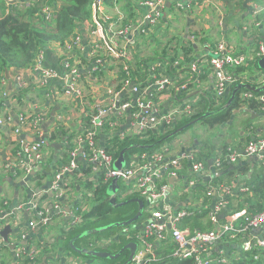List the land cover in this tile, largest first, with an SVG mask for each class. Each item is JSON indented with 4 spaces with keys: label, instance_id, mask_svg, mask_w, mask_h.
I'll use <instances>...</instances> for the list:
<instances>
[{
    "label": "crops",
    "instance_id": "crops-1",
    "mask_svg": "<svg viewBox=\"0 0 264 264\" xmlns=\"http://www.w3.org/2000/svg\"><path fill=\"white\" fill-rule=\"evenodd\" d=\"M126 3V0H122V3L107 9L106 12L113 18L122 15L126 23L141 16L142 9L126 11L124 5ZM255 6L260 9L258 15L253 14L252 9ZM127 9L130 8L127 7ZM88 26L89 24H85L75 31L74 35L79 38L81 49L74 52L77 58L70 60L79 73L76 84L78 94L74 93L70 98L65 96V85L60 80L40 81L38 75L31 69L9 71L7 79L4 74V93L0 94V101L3 100L0 108V211L2 213H11L29 202L32 193L38 188L37 185L41 189L47 187L56 169L67 163V139L79 134L78 130L82 131V122L90 120L91 124V118L95 117L99 110L106 108L109 100L107 86L115 91L121 88L122 72L119 64L111 63L106 51L99 53L96 57L90 56L89 39L91 35ZM221 41L228 44L235 56L244 57L245 63L248 62L250 65L248 67L247 64L243 65L247 69L238 76L245 79V82L241 81V84L253 86L251 82L260 83L257 79L262 78V83L254 86L261 87L264 82V72L251 63L256 57L258 42H264V0L166 1L158 23L149 29L148 36H136L137 46L132 54L134 61L131 62L140 83L143 87L148 86L147 89L143 88L145 89L144 99L154 109L155 113L153 110L150 111L152 114L159 117L169 108L184 102L199 104L200 110L201 107L205 108L210 105L209 101L214 99V82L208 61ZM43 51L45 63L57 71L59 78H69L62 66L67 53L65 48L52 44ZM155 65L157 67L153 72L147 70L148 66ZM140 68L146 69V77ZM153 78L168 79L169 83L160 90L156 83H153ZM17 81L24 84L21 90L17 87ZM232 91L233 86L226 90L224 100L215 102L212 109L228 101ZM245 94L248 93L240 90L238 99L235 100L236 97L233 99L235 106L225 114L227 115L226 122L214 123L215 113L207 117L212 122V124L208 122L209 127H213L209 130L207 126L198 131L196 139L184 136L183 131L162 145L159 144L160 146L155 149L154 154L163 156L160 163L156 164L157 168L171 160L179 161L178 167L171 168V171L175 173L174 176L161 170V182L167 186L165 198L173 213L183 210L194 216L200 214L220 200L227 190L231 191V194L226 213L220 215V218L224 219L221 224L232 222L238 227L242 224V216L249 213L247 211L254 212L263 207L264 154L260 157L242 158L236 164L225 163L218 171H214L211 166L207 165V169L200 176H194L191 173L190 162L181 158L182 154L192 153L194 159L207 163L223 155L226 150L234 149L243 154L248 140L264 138V109L249 106L248 100L253 97L251 93L248 97H245ZM254 100L263 102L260 97H254ZM207 110L205 108L203 112ZM234 110H239L240 113L235 115L232 113ZM33 116H38L40 122L39 137L31 133L26 122L21 121V117L27 121ZM114 117L116 118L114 112L105 115L104 124L96 128L99 136L98 143L101 146L110 136L125 139L133 137L136 133V125L131 123L129 114H126L119 124L110 122ZM185 121L186 119L178 120L176 126ZM107 122H110L108 124L109 134L107 131L103 133ZM15 130L18 134H14ZM101 133L106 135L101 136ZM212 133L214 137L208 140L207 137ZM45 136L46 138L43 139ZM35 139H40L44 144V160L41 169H38L37 174L32 178L30 174L21 176V172L13 166L14 150L18 141L32 143ZM80 154L81 152L77 159L78 170L63 177L61 197L57 201L59 210H52L49 225L43 232L30 238V246L36 249L38 264L94 263L85 256H82L84 260L76 258L75 253L64 246L67 240L66 234L69 232L68 223L71 213L77 206L82 208L83 213H87L95 206L93 203L94 190L102 175L93 169L87 173V163ZM137 157L139 161H142L141 156ZM47 168H50V172L43 175L42 173ZM204 178L210 179L204 181ZM132 181V179L118 181L117 202L132 196L129 195ZM88 184L91 186H87ZM255 184L258 188L253 191ZM207 192H210V197L206 196ZM144 202L143 219L132 228L122 230L123 234L128 232L131 235H137L141 232L144 222L150 220V203L146 200ZM19 218L22 222H19L20 228L23 229L29 218L28 212H21ZM195 220L199 221L202 227H210L206 216ZM187 224L190 225L189 222ZM10 227L12 233L8 236V244L4 242L5 245L0 247V264H15L13 252L18 248V244L24 242L18 243L17 239H12L13 234L19 229H14V226ZM256 236L262 237V229L244 230L234 240L214 244L209 249L207 257L215 258L220 255L227 259L232 256L237 257L240 254L241 239ZM0 238L3 240L1 236ZM168 238L167 242H162L163 239L156 241L150 238V244L154 243V250L161 257L168 253L170 255L172 251L171 246L168 247V243L170 245L172 240L169 236ZM119 240L120 236L115 235L110 240L98 244H103L102 247L105 248L110 243L119 244ZM82 244L86 246V240ZM11 246L17 248L14 250ZM79 249L87 250L85 247ZM128 255L129 252L125 257Z\"/></svg>",
    "mask_w": 264,
    "mask_h": 264
},
{
    "label": "built area",
    "instance_id": "built-area-1",
    "mask_svg": "<svg viewBox=\"0 0 264 264\" xmlns=\"http://www.w3.org/2000/svg\"><path fill=\"white\" fill-rule=\"evenodd\" d=\"M166 1L167 0H151L139 2L138 5L143 10L139 22L132 26L129 25L120 28L117 27V24L121 19H118L119 22L115 21V18L105 12L101 7L100 0H96L92 4V24L88 26L91 35L89 39L90 56L96 57L99 53L106 51L111 63L119 64L123 76L120 81L121 88L115 91L107 86L106 91L109 95L108 104L105 109L99 110L97 115L91 118V126L94 128L85 130L83 138H76L73 142V147L68 153L71 157V161L56 169L45 189L36 188L34 190L32 198L27 203L28 207L23 208L24 206H21L11 213H2V211H0V230L7 225L12 226L17 222L19 215L16 211L28 212L29 218L25 225L26 228L23 227L22 229L19 225V231L17 230L16 232L18 243L22 241L27 243L29 238L35 236L37 233L43 232L49 225L51 221V211L59 210L57 201L61 197L63 177L68 173L78 170L77 159L79 152H81L80 156L85 159V162L87 161L92 166L91 169L102 174L106 182L115 177H119V179L125 181L134 178L131 183L129 195L137 193L150 203L151 217L150 220L144 222L140 230L141 232L135 235L138 242V249L131 264H157V258L154 254V243L150 244L151 242H149V239L153 238L159 241L164 238L165 234L169 235L174 243V250L170 254V257L176 260L192 259L194 264L225 263L228 259L223 255L215 258L207 257V254L210 252L209 249L214 244L222 242L226 237L230 240H234L247 229H262V237L242 238L239 248L240 254L252 250L264 251V210L255 216H246L244 218L245 226L240 229L235 228L232 222L219 223L218 219L222 209L228 204L226 199L231 194V191L229 192L227 190L220 200L215 202L210 208H206L209 209L208 217L210 222L217 229L205 232L200 230L191 232L187 229L180 230L178 224L188 213L183 210L175 213L171 211L170 206L163 201L167 186L161 182V170L167 172L168 175L174 176L175 173L171 171V168L178 167L179 161L171 160L157 168L156 164L160 163L163 156H161V154L143 153L130 156L126 166L120 171H115L112 167L114 162L112 156L105 152L103 145L102 148L96 145V128L102 123L103 117L109 115L111 112H114L117 119H123L126 112H129L131 123L136 125L137 134V132L141 133L146 130H155L158 127L169 129L175 122H173L174 118H180L181 116L188 117L192 115L195 109L194 103L184 102L173 108H169L164 115L157 117L150 112L151 110L154 111L151 104L144 99L145 89H147L148 86L143 87L138 78H131L133 66L129 57H131L130 50L135 44L136 36L145 35L151 27L158 23V19L165 8ZM199 1L210 2L212 0ZM252 10L254 15L260 13V9L257 6ZM114 29L116 30L114 31ZM78 49H81L80 40L76 36L67 46V50L74 54ZM257 56H264V42L262 41L258 43ZM76 58L77 56L74 54L72 59ZM35 62L32 71L38 75L40 81L60 80L61 83L65 85V96L69 98L72 97L74 93H79L76 85L79 79V73L72 62L67 60L62 63L66 75H68L69 78H59L57 71L45 63L44 51L38 52ZM245 62L246 59L244 57L235 56L232 53L226 42L221 41L217 44L212 57L209 58L208 61L214 82V95L217 100L222 99L226 90L237 81V76L231 72V69L242 67ZM156 67L157 65L148 66L147 70L153 72ZM153 80V83H156L160 90L169 83L168 79L158 80L153 78ZM257 80L260 83L263 81L262 78H258ZM17 87L21 90L24 84L21 81H17ZM123 95L125 97L122 98L121 96ZM245 97H248V94H245ZM131 110L134 112L131 113ZM21 121H32L33 127H35L39 119L38 116H33L26 121L21 117ZM33 134H36L37 137L40 136V132L38 131H33ZM84 146L87 148L93 146V148H95L93 151L92 148H88L90 153L88 157H86V153L82 151ZM43 147L44 144L40 139L32 143L21 142L12 156L13 166L25 175H29L33 171H36L44 160ZM263 152L264 138L248 141L243 149V154L234 149L226 150L223 155H219L211 161V167L214 171H218L225 163L236 164L245 157H260L264 154ZM137 156H141L142 161H139ZM181 158L190 162L191 173L194 176L201 175L207 169V163L196 162L192 153L182 154ZM207 196H211L210 192H207ZM77 207L78 209L75 208L70 215L68 223L69 229L79 222L81 223L82 208L80 206ZM0 244L2 246L5 245L1 238ZM33 254L34 252L28 248H17L13 252L15 264H25L26 260H31L33 258Z\"/></svg>",
    "mask_w": 264,
    "mask_h": 264
},
{
    "label": "trees",
    "instance_id": "trees-1",
    "mask_svg": "<svg viewBox=\"0 0 264 264\" xmlns=\"http://www.w3.org/2000/svg\"><path fill=\"white\" fill-rule=\"evenodd\" d=\"M96 0H0V94L2 95L3 92V83H4V74L5 72L9 71H20V70H32V67L35 65L36 56L39 51H42L49 47L50 45L58 44L62 48H65L66 55L64 56L63 61H70L74 54H69V50H67V46L75 39L76 35L75 31L78 28L83 27L85 24H92V4ZM143 1H151V0H126L125 10H131V9H142L138 3ZM101 7L106 12L107 9L114 8L119 3H122V0H100ZM130 8V9H127ZM123 9V7H121ZM143 11V10H142ZM143 13V12H142ZM140 13V15H142ZM141 17V16H140ZM134 19L132 22L126 23L123 19V16L116 17L114 20L118 21L120 18L123 25H121V21L119 22L122 27L129 26V25H135L139 22V18ZM133 18V17H132ZM131 18V19H132ZM148 36V32L145 34ZM263 42V41H262ZM259 43V42H258ZM258 52V47H257ZM68 54V55H67ZM264 56H257L253 60V66L257 68L258 61L263 58ZM247 67L250 66L247 63ZM247 69L245 66L243 67H237L231 69V72L237 76V81L233 85V89L236 85L241 84V81L243 83L245 82V79H241L238 76L242 74V72ZM250 69V68H248ZM142 71V74L145 75L144 68H140ZM136 71L133 69L131 72V78H137ZM123 77V76H122ZM121 77V78H122ZM140 81V79L138 78ZM253 86H258L261 83H254L251 82ZM242 92V90H241ZM247 92V91H246ZM239 92L235 95V100L238 99ZM249 93V92H247ZM252 97L249 102V106L253 108H260L264 109V91L258 92V93H251ZM182 97H185V94L183 93ZM254 97H260L263 99V102H257L254 100ZM215 99V100H214ZM214 99H211L209 101L210 105L205 107L209 111H217L222 106L226 104L227 101H224L222 105L215 106L214 109H212V106L215 102L223 101L224 98L217 100L214 95ZM229 99V98H228ZM125 100V99H124ZM234 100V101H235ZM3 100L0 101V108L3 105ZM235 106V103H231L230 107L223 111H218L216 113V118L213 120L214 123H223L226 122V117L228 110ZM237 107V105H236ZM194 111L192 115L185 117L181 116L180 118H177L173 125L169 129H165V127H158L155 130H146L145 132H141L135 135L133 137L120 139V137H112L106 139V141L103 143V147L105 149V152L112 156L113 160L117 159L119 156V153L128 147H131L126 153V164L130 156L132 155H138L143 153H154L155 149L162 145V143L159 145H156L155 147L151 148L150 150H143L136 146H146V145H153L157 144L158 141L165 138L170 133L174 132L178 128H181L183 126H186L196 118L203 115L205 112L204 107H201L199 104H194ZM204 109V110H203ZM237 109V108H236ZM134 112L131 110V113ZM203 112V114H201ZM150 113V112H149ZM126 114H129V112ZM125 114V116H126ZM229 117V116H228ZM186 121L176 126V122L178 120H184ZM103 120H106L103 118ZM114 124L121 123V120L117 119V117L110 121ZM109 122V123H110ZM202 122H211V119H204ZM107 122L106 126L103 128V133L107 131V134L110 133V127ZM213 123V124H214ZM104 124V121L102 122L101 126ZM82 131H77L79 134H75V136L72 138L71 136L67 139L68 142V149H67V157L69 150L73 147V142L76 140V138L81 137L83 138L84 131L91 128L90 120H86L82 122L81 124ZM100 126V127H101ZM101 133V136H104L106 134ZM97 134V132H96ZM98 135L96 140L97 147L102 146L98 143ZM66 139V138H65ZM249 141V140H248ZM164 143V142H163ZM88 148L84 146L82 148L83 153H86ZM196 162H205L203 160ZM68 162V160H67ZM87 163V173L91 171V165L86 161ZM42 165V164H41ZM41 167V166H40ZM39 167V169H41ZM38 170V169H37ZM36 170V171H37ZM40 173V172H39ZM37 174V173H36ZM35 174V175H36ZM43 175L45 173H42ZM42 175V176H43ZM52 177V176H51ZM51 180V178H50ZM109 182L104 181L103 176L100 175L99 182L95 187L94 190V196H93V203H95V206L91 208L87 213H81V223L74 225L71 229H69V232L66 234L67 240L65 242V248L70 250L69 248V241L74 238L75 236L91 230L98 227L106 226L111 223L116 222H124L131 218H133L137 212V204L136 203H129L121 208H112L108 205V196L106 193L107 186ZM87 186H91L88 184ZM38 189L41 187L37 185ZM258 185L255 184L253 187V191L257 190ZM206 195V194H205ZM207 196V195H206ZM141 199L142 197L138 195L137 193L133 194L130 197H127L123 199L124 202L131 199ZM140 197V198H139ZM208 197V196H207ZM141 200H144L143 198ZM229 202V196L226 199ZM30 201V200H29ZM28 203V202H27ZM27 203L23 205V208H27ZM207 203V202H206ZM205 204V203H204ZM78 209V207H76ZM228 208V204L225 208L222 209L221 214H225L226 210ZM208 210L204 209V212L200 214H187L184 218H182L181 222H179L178 227L180 230L187 229L189 232L194 230H200V231H210L212 229H217L213 224L210 222L208 217ZM264 210V204L263 207L258 208L256 211H247L249 213H246L242 216V224L240 226H235V223L233 226L235 228H243L245 226V217L246 216H255L259 213H261ZM21 211H16L17 214H19ZM220 214V215H221ZM144 215V213H143ZM143 215L141 219H139L137 222L133 224V226L137 223H139L143 219ZM206 216L207 222L209 223L210 227H202L199 225V221H196L195 219L204 218ZM219 223L224 222V219H221L219 216ZM223 220V221H222ZM189 222V226L188 223ZM26 225V224H25ZM23 226L26 228V226ZM131 226V225H130ZM127 227H116L113 229H110L108 231L102 232L100 234H97L96 236H92L94 238L90 239L87 238H81L78 239L75 242V246L77 248L85 247L89 251H98V252H108L112 255L116 254L121 250V248L126 245L127 243H130L131 241H137L136 237L134 235L129 234L126 232L123 234L122 230H124ZM130 229V228H129ZM114 235L120 236V242L119 244L110 243L107 245V247L103 248V244H98L99 242H105L111 239ZM105 236V237H104ZM169 235H164V238L162 242L168 241ZM104 237V239L102 238ZM170 237V236H169ZM32 238V237H31ZM32 240V239H31ZM86 240V246L82 244L83 241ZM172 240V239H171ZM230 239L226 237L223 241H229ZM30 238L27 240V245L22 246L21 244H18V248H28L34 252L33 258L30 260H26L25 264H38L39 261L37 260V253L36 249L33 248V246H30ZM150 242V239H149ZM109 243V242H108ZM85 244V242H84ZM172 248V251L174 250V243L173 241L170 242V245L168 243V247ZM7 249V248H6ZM42 249V248H41ZM171 251V250H170ZM170 252V254L172 253ZM127 251H124L119 258L114 260H95L93 264H123L124 261L127 259L125 255L127 254ZM154 254L157 258L156 263L157 264H194L192 259L187 260H176L174 258H171L169 253L165 256L161 257L158 252L154 250ZM167 255L168 258H165ZM232 258V257H231ZM231 258L229 257L228 260H226L225 263H219V264H264V251L263 250H252L250 252L239 254L237 257H233V261H231Z\"/></svg>",
    "mask_w": 264,
    "mask_h": 264
},
{
    "label": "water",
    "instance_id": "water-1",
    "mask_svg": "<svg viewBox=\"0 0 264 264\" xmlns=\"http://www.w3.org/2000/svg\"><path fill=\"white\" fill-rule=\"evenodd\" d=\"M257 65H258V68L261 71L264 72V57L261 58L258 61ZM5 78L6 79L8 78L7 72H5ZM240 90H245V91H247L249 93H258V92L264 91V82H263V85L261 87H254V86H251V85H248V84H238V85H236L234 87L232 93H231V96H230L229 100L219 110H217V111H209V110H207L203 115H201L200 117L196 118L195 120H193L192 122H190L186 126L178 128L177 130H175L174 132L170 133L169 135H167L162 140L158 141L157 144L146 145V146H136V147H138L140 149H143V150H150L151 148L155 147L158 144H161L163 142L171 140V138H174L177 135H179L180 133H182L187 127H189L191 125H194V124L206 119L207 117H210V116L214 115L218 111H222V110L227 109L230 106V104L232 103L233 99L235 98L236 93L239 92ZM232 113L236 115V114H239L240 112H239V110H234ZM45 138H46V136L43 139H45ZM35 141H39V139H35L34 142ZM129 149H131V147L125 148L119 153V156L113 162V165H112L113 170L120 171V170H122L125 167V165H126V160H125L126 156L125 155H126V153H127V151ZM207 165L211 166V161L210 160L207 162ZM49 172H50V168H47L44 173L48 174ZM36 173H37L36 171H33L32 173H30V176L35 175ZM209 179L210 178H204V181H206V180L209 181ZM132 180H134V178ZM118 181H119V177H115V178H113L110 181V183L107 186L106 193H107V196H108V205L110 207H112V208H121V207H123V206H125V205H127L129 203H136L137 204V212H136L135 216L133 218L127 220V221H124V222L111 223V224H108L106 226H102V227H98V228H95V229H91V230L85 231V232L75 236L74 238H72L69 241V248H70V250L73 253L77 254L78 256H85L89 260L93 259V261L98 260V259L114 260V259L119 258L120 255L124 251H128L129 255H128L127 259L124 261L123 264H131L132 263L133 257L136 254L137 249H138L137 243H134V242L127 243L126 245H124L121 248V250H119V252H117L114 255H112V254H110L108 252L88 251L86 249H79V248H77L75 246V242L78 239L96 236L97 234H100L102 232L108 231V230L116 228V227H121V228L127 227V226H130V225H133L135 222H137L139 219H141V217H142V215H143V213L145 211V202H144V200L136 198V199L127 200V201H124V202H117L116 196H117V193L119 191ZM11 233H12V229L8 225L5 226L0 232V236L3 238L4 242L7 243V244H8V236ZM21 244L25 245L26 242H22ZM11 247L14 248V246H11Z\"/></svg>",
    "mask_w": 264,
    "mask_h": 264
},
{
    "label": "rangeland",
    "instance_id": "rangeland-1",
    "mask_svg": "<svg viewBox=\"0 0 264 264\" xmlns=\"http://www.w3.org/2000/svg\"><path fill=\"white\" fill-rule=\"evenodd\" d=\"M120 23H118L117 24V27H122L121 25H123V23H122V21H121V25H119ZM116 29H114V31H115ZM136 46H137V43L135 42V44L133 45V47L131 48V50H130V53H131V57H129V59H131L130 60V62H133L134 61V58L132 57V54L135 52V49H136ZM134 64V63H133ZM134 69V68H133ZM3 86V85H2ZM106 107H107V105H106ZM164 115V114H163ZM177 119V117L176 118H174V120H173V122L175 121ZM119 120H121L122 121V119H119ZM28 125H29V127H30V129H31V133H33V131H38V132H40V122H38L37 124H36V126L35 127H33V123H32V121H29V122H26ZM210 125V124H209ZM209 125H208V122H202V121H200V122H198V123H196V124H194V125H191V126H189V127H187L185 130H184V136H188V137H190V139H196L197 138V136H196V133L198 132V131H201V130H203L204 128H206L207 126H208V128H209V130L211 129V127H213V126H211V127H209ZM101 126V123H100V125H99V127ZM91 128H94V127H91ZM98 128V127H97ZM213 131V130H212ZM14 134H18V132H17V130H15L14 131ZM212 137H214V133H212V134H210L208 137H207V139L209 140L210 138H212ZM21 142H25V141H23V140H21V141H18V144H17V147L20 145V143ZM210 142V141H209ZM17 147H16V149H17ZM88 148H92V151L95 149V148H93V146H89ZM15 149V150H16ZM14 150V151H15ZM264 153V152H263ZM89 150L86 152V154H85V156L86 157H88L89 156ZM252 157H254V156H252ZM257 157V156H256ZM71 161V157H70V155L68 154V162H70ZM115 161V160H114ZM67 162V163H68ZM92 167V166H91ZM21 176H25V174L24 173H22L21 172ZM200 176V175H199ZM111 181V180H110ZM110 181H108V182H110ZM49 183V182H48ZM163 201L166 203V204H168L167 202V200H166V198H163ZM21 213V212H20ZM19 213V214H20ZM18 214V215H19ZM19 222H21V220H20V218L17 220V222L16 223H14L12 226H14L13 228L14 229H17L18 228V226H19ZM22 223V222H21ZM133 227V225H131V226H129V228H132ZM17 232V231H16ZM115 236V235H114ZM17 233H15V234H13V236H12V239H17ZM90 239H92V238H94V237H89ZM134 243H137V242H134ZM2 245L0 244V247H1ZM75 255V257L76 258H79V259H81V260H84V258L82 257V256H78V255H76V254H74ZM90 260H93V259H90ZM98 260H101V259H98ZM231 261H233V256H232V258H231ZM95 262V261H94Z\"/></svg>",
    "mask_w": 264,
    "mask_h": 264
},
{
    "label": "clouds",
    "instance_id": "clouds-1",
    "mask_svg": "<svg viewBox=\"0 0 264 264\" xmlns=\"http://www.w3.org/2000/svg\"><path fill=\"white\" fill-rule=\"evenodd\" d=\"M248 94H250V93H248ZM148 153V152H147ZM126 166V165H125ZM119 180H121V179H119Z\"/></svg>",
    "mask_w": 264,
    "mask_h": 264
},
{
    "label": "flooded vegetation",
    "instance_id": "flooded-vegetation-1",
    "mask_svg": "<svg viewBox=\"0 0 264 264\" xmlns=\"http://www.w3.org/2000/svg\"><path fill=\"white\" fill-rule=\"evenodd\" d=\"M34 175L31 176V178L33 177Z\"/></svg>",
    "mask_w": 264,
    "mask_h": 264
}]
</instances>
